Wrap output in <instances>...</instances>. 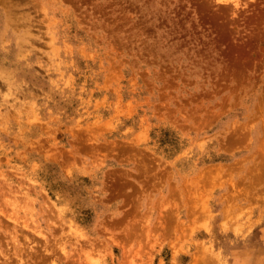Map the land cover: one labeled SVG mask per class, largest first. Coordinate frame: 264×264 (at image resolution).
<instances>
[{
    "label": "rangeland",
    "instance_id": "rangeland-1",
    "mask_svg": "<svg viewBox=\"0 0 264 264\" xmlns=\"http://www.w3.org/2000/svg\"><path fill=\"white\" fill-rule=\"evenodd\" d=\"M0 264H264V0H0Z\"/></svg>",
    "mask_w": 264,
    "mask_h": 264
}]
</instances>
